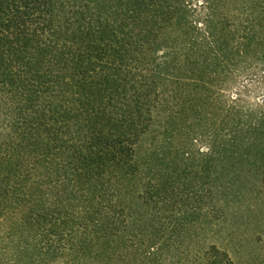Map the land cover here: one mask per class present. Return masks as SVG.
Segmentation results:
<instances>
[{"label":"trees","instance_id":"trees-1","mask_svg":"<svg viewBox=\"0 0 264 264\" xmlns=\"http://www.w3.org/2000/svg\"><path fill=\"white\" fill-rule=\"evenodd\" d=\"M263 218L264 0H0V264H234Z\"/></svg>","mask_w":264,"mask_h":264},{"label":"rangeland","instance_id":"rangeland-1","mask_svg":"<svg viewBox=\"0 0 264 264\" xmlns=\"http://www.w3.org/2000/svg\"><path fill=\"white\" fill-rule=\"evenodd\" d=\"M262 95V91L253 92L249 96V102L251 104L258 103V98ZM148 144L149 142L146 141L144 147L148 146ZM200 149L205 150L203 146H200ZM256 223L257 231L260 232V235L255 236L253 230L248 227H243L239 230L237 236L241 240V248L237 242H231V239L226 237L230 231V228L223 231L226 225H221L220 230L211 234L208 244L217 243L218 246L227 249L234 264H264V218L259 219Z\"/></svg>","mask_w":264,"mask_h":264}]
</instances>
